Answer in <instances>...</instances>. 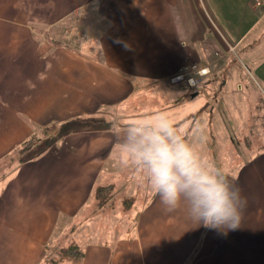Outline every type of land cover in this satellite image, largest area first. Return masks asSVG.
<instances>
[{"label": "crops", "instance_id": "crops-1", "mask_svg": "<svg viewBox=\"0 0 264 264\" xmlns=\"http://www.w3.org/2000/svg\"><path fill=\"white\" fill-rule=\"evenodd\" d=\"M229 46L264 88L253 0H0V264H264V146L226 176L246 199L227 234L165 212L124 147L131 126L164 112L202 165L235 166L201 153L198 120L186 127L206 90L172 80ZM242 68L226 63L219 99L229 83L254 86ZM32 139L36 154L16 153ZM70 246L80 261L62 254Z\"/></svg>", "mask_w": 264, "mask_h": 264}, {"label": "clouds", "instance_id": "clouds-1", "mask_svg": "<svg viewBox=\"0 0 264 264\" xmlns=\"http://www.w3.org/2000/svg\"><path fill=\"white\" fill-rule=\"evenodd\" d=\"M130 127L125 151L146 168L149 186L167 213L183 208L197 226L227 234L240 227L246 199L214 163L199 162L164 112Z\"/></svg>", "mask_w": 264, "mask_h": 264}, {"label": "rangeland", "instance_id": "rangeland-1", "mask_svg": "<svg viewBox=\"0 0 264 264\" xmlns=\"http://www.w3.org/2000/svg\"><path fill=\"white\" fill-rule=\"evenodd\" d=\"M231 58L232 62L243 66L242 75L240 76V78L242 77V84L246 83V79H248L247 76H249L248 82L252 83L254 86L246 85L245 87L243 84L246 90L241 95V93L236 91L235 85L229 83L224 91L225 93L221 95V97L224 98L219 99L218 92L221 80L230 76L229 72L227 73L225 71V65ZM243 63H245L243 56L242 54H238L236 49L232 50L226 48L225 52L216 49L206 65L196 66L193 69L184 71V73H182V79L176 81L181 84L187 85L188 83L193 85L195 89L200 88L206 90V92L203 93L208 95V99L205 100L204 95L193 100L191 99L192 101L187 104L190 106L189 109L185 112L183 111L182 114L188 115L185 121L187 122L186 127L195 124L197 120L199 121L196 124L197 127H201L202 131H204V134H202L208 148L207 151L203 150L201 153H203V155L211 154V162L214 161L213 155L219 160L222 154L229 158L232 157L237 161L235 166L230 164L220 165L218 169H222L221 171H223L222 173L225 176L233 174L235 170L238 169L239 165L254 152L255 148L264 146V88L263 86L258 87L250 74H248L249 71ZM200 70L203 71L201 74L199 73ZM226 97L229 99L228 101L224 100ZM166 100H168V97L164 96L150 103L156 104L158 102H165ZM203 105H206L203 112L199 115L195 114ZM214 107L217 108V110H214ZM210 110L213 111V113L210 112ZM219 114H223L224 116L221 118L215 116ZM175 116H168L171 122L179 120L178 115ZM214 117L218 119L217 123ZM112 121L121 123L123 120L117 115L115 118L112 117ZM183 124L184 123H181L180 126ZM216 125L217 128L215 129L214 127H216ZM193 141L192 147L196 142L195 140ZM221 143L222 148H219ZM227 145L228 147H226ZM199 149L202 150L201 147ZM32 154H35V152ZM122 189H124V187ZM126 192L128 191L126 190ZM131 200L132 204H135L133 202L136 199ZM57 257H59V255H57Z\"/></svg>", "mask_w": 264, "mask_h": 264}, {"label": "trees", "instance_id": "trees-1", "mask_svg": "<svg viewBox=\"0 0 264 264\" xmlns=\"http://www.w3.org/2000/svg\"><path fill=\"white\" fill-rule=\"evenodd\" d=\"M204 108H206V105H203L195 114L199 115L200 113L203 112ZM91 120V119H88ZM187 120V118H186ZM37 143L38 140H30L29 143H24L20 148H18V150L16 151V153H21V151L23 152L22 154H28L27 156H31L32 153L38 152V151H34L31 147V143ZM18 155V154H17ZM103 189L99 188L96 190V196L98 197ZM62 254L64 256H68V257H72V260L74 261H80V259L82 258V252L81 250L77 247V246H70L67 249H64L62 251ZM59 261H49V259L44 263V264H57Z\"/></svg>", "mask_w": 264, "mask_h": 264}, {"label": "built area", "instance_id": "built-area-1", "mask_svg": "<svg viewBox=\"0 0 264 264\" xmlns=\"http://www.w3.org/2000/svg\"><path fill=\"white\" fill-rule=\"evenodd\" d=\"M253 4H254L255 7H262L264 9V0H253ZM229 48L234 50V47H232V46H229ZM193 68H195V67H193ZM202 72H203L202 70L199 71L200 74ZM182 77H183V74H180V75L172 78V80L173 81H178V80L182 79Z\"/></svg>", "mask_w": 264, "mask_h": 264}]
</instances>
